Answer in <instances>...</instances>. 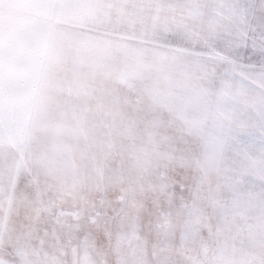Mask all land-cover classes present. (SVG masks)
Masks as SVG:
<instances>
[{"label": "snow or ice", "instance_id": "snow-or-ice-1", "mask_svg": "<svg viewBox=\"0 0 264 264\" xmlns=\"http://www.w3.org/2000/svg\"><path fill=\"white\" fill-rule=\"evenodd\" d=\"M0 264H264V0H0Z\"/></svg>", "mask_w": 264, "mask_h": 264}]
</instances>
